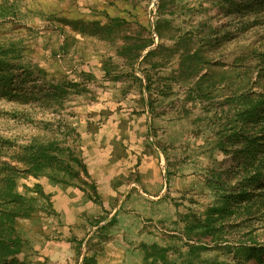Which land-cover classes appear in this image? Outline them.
<instances>
[{
  "label": "rangeland",
  "instance_id": "1",
  "mask_svg": "<svg viewBox=\"0 0 264 264\" xmlns=\"http://www.w3.org/2000/svg\"><path fill=\"white\" fill-rule=\"evenodd\" d=\"M5 73L34 98H0L6 157L9 146L53 144L62 152L52 157L79 173L18 180L34 199L19 228L24 261L97 264L111 242L108 254L133 264L152 245L168 264H258L249 250L264 247V206L233 203L217 224L227 252L189 253L205 243L187 228L217 206L206 170L225 159L200 97L220 101L241 82L260 91L264 0H0V81Z\"/></svg>",
  "mask_w": 264,
  "mask_h": 264
},
{
  "label": "trees",
  "instance_id": "2",
  "mask_svg": "<svg viewBox=\"0 0 264 264\" xmlns=\"http://www.w3.org/2000/svg\"><path fill=\"white\" fill-rule=\"evenodd\" d=\"M19 66L18 63L15 67ZM33 73L44 75L43 71L38 69L36 72H31ZM27 75L28 73L25 74ZM5 76L6 78L0 81L2 83L0 98H16L24 102L34 100L21 89L23 84L21 77L15 79L12 73H7ZM205 78L206 75L201 77L202 80ZM258 81L261 87H258L260 91L257 92L251 90L256 83L252 82L248 87V83L241 82L233 92L219 96L220 101H213L211 91L200 97L207 102L202 107V114L206 115L208 120L207 128L214 126L216 148L228 161L225 159L222 162L215 161L206 170V182L217 194V206L206 211L203 221L194 219V223L188 226L187 232L190 238L192 237L196 243L202 241L205 243V247L189 246V253L210 251V249L227 252L229 249L227 245L219 246L222 243L221 233L227 234L225 225L217 224L231 211L233 203L237 204L239 211H249L251 208L247 205L249 201L251 206L254 204L257 207L264 206V190H262L264 188V80ZM200 82L201 80L195 84L196 91L201 90ZM49 88L56 92H64L60 84L49 85ZM12 92L20 95L12 96ZM208 116H211L210 119ZM5 146L6 143L4 146L0 145V264H31L22 258L25 242L19 228L22 221L32 216L34 199L26 198L24 194L18 192V180L29 177L37 179L43 170L51 168L56 170L62 168L64 172H73L77 178L79 173L61 163L62 161L57 157H52L53 153L62 152L53 144L42 145L34 142L18 149H11L12 147L9 146L7 150L12 151L10 157H6ZM67 160L84 176L87 175L84 166L77 158L68 155ZM34 187V193L41 196L39 187ZM22 188L28 191L27 188ZM259 215L261 214L255 213L254 216ZM209 246L212 247L208 248ZM145 249L149 253L143 258V264H168L164 256L167 250L156 245ZM249 251L258 264H264V247H253ZM189 263L193 264V261ZM82 264L96 263L95 260L85 257Z\"/></svg>",
  "mask_w": 264,
  "mask_h": 264
},
{
  "label": "crops",
  "instance_id": "3",
  "mask_svg": "<svg viewBox=\"0 0 264 264\" xmlns=\"http://www.w3.org/2000/svg\"><path fill=\"white\" fill-rule=\"evenodd\" d=\"M111 242H108L105 246L104 251L102 252L99 260L97 259V264H133L130 263V261H128L127 259H124L123 257H118L119 260H117L116 255H110L107 252V247Z\"/></svg>",
  "mask_w": 264,
  "mask_h": 264
}]
</instances>
